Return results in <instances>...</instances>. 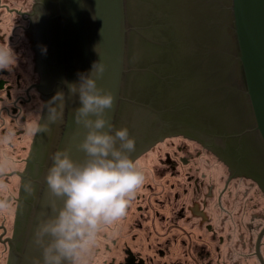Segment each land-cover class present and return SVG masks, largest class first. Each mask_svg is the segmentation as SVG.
<instances>
[{
    "label": "water",
    "instance_id": "water-1",
    "mask_svg": "<svg viewBox=\"0 0 264 264\" xmlns=\"http://www.w3.org/2000/svg\"><path fill=\"white\" fill-rule=\"evenodd\" d=\"M48 1L41 37L32 32L49 99L40 120L47 131L36 133L30 147L33 166L30 179L22 181L27 194L18 206L9 264L43 259L34 234L42 213L57 200L45 180L52 154L68 147L74 157L84 155L78 143L87 129L74 119L78 97L68 98L63 119L54 126L46 122L48 109L59 105L50 98L99 59L106 67L97 82L115 95L107 110L110 121L116 127L126 125L142 142L134 159L166 137L182 134L203 145L209 141L224 162L237 159L244 176L264 191V0L41 3ZM41 45L47 46L46 54ZM165 93L177 95L182 104L171 105L175 98ZM178 118L193 122L192 131L172 132ZM148 128L155 133H145ZM23 209L28 210L25 220Z\"/></svg>",
    "mask_w": 264,
    "mask_h": 264
},
{
    "label": "flooded vegetation",
    "instance_id": "flooded-vegetation-1",
    "mask_svg": "<svg viewBox=\"0 0 264 264\" xmlns=\"http://www.w3.org/2000/svg\"><path fill=\"white\" fill-rule=\"evenodd\" d=\"M28 1L31 9L25 12V9L18 4L0 0V43H12L19 56V63L14 70L0 72V145L5 144L13 148H15L13 142L7 141V132H26V128L18 127V121L27 122L29 119L28 114H24V106L32 102L33 108L39 107L41 95L38 91L41 90V86L39 85L40 79L36 76L39 72H28V77H25L23 69L26 66L29 68V63L31 64L32 59L34 60L30 34L33 31L34 38L39 39L41 37L39 34L40 25L43 23L47 8L51 6L49 1V3H45L46 5L40 4L39 0ZM47 4L49 5L47 6ZM36 89L38 90L35 91ZM22 90H28L31 97L29 94L24 96ZM165 95L170 100L175 98L174 103H170L171 105L175 104L178 107L182 104L180 103L181 100L177 99V95L172 96L169 93H165ZM37 96L38 99L36 100ZM153 97V95L150 96L146 102L149 103ZM7 117H9L8 120ZM9 121L11 127L7 124ZM46 122H48V118H46ZM179 122L184 123L187 127L182 128L184 124ZM192 123L178 118L176 123H173L174 130L172 132L192 131L191 126H189ZM161 125L163 128L164 126L168 127L167 124L163 125L162 123ZM176 125L180 128H176ZM149 131L150 128L146 129L145 133H155ZM195 132L198 131L195 130ZM199 132L206 131L199 128ZM17 135L20 134L17 133ZM180 135L182 134L174 136ZM3 137H6L4 143H2ZM135 140V150H139L142 142ZM207 142L204 143L205 146H200L202 148H195L197 154L201 155L202 151H204L203 153L209 151L211 156L216 157L212 145L209 141ZM189 146V144L178 146L179 155L176 151H167L165 158L162 156L158 158L157 168L140 160L145 156L140 155L136 158L143 166L145 173L149 175L151 173V176L147 175L144 184L137 190L126 216L102 230L100 240L89 257V264H242L244 262L248 264L250 259L245 249L253 247L256 254V264H264V254L260 242L255 241L254 244H251L250 241L241 239L233 241L231 233L225 236L222 233L218 235L219 231L214 221L212 209L216 204L221 209L223 208L226 217L224 222L226 223L228 220L225 211L227 210V200L226 198L225 201L223 200V195L215 198L214 182L208 184L209 180L200 174L195 175L194 173L192 175L193 167L197 163L194 162V154L192 155L191 150L189 151L195 146L191 145V148ZM159 147L160 150L164 149ZM151 149L146 151L148 152L146 155L150 154ZM3 151L0 150V153ZM3 156H0V160L2 159L0 161V264H9V241L13 237L15 220L11 226L10 235L9 215L3 206L4 201L11 202L10 199L8 200L10 173ZM219 158L221 159L220 156ZM221 161L226 166V170L235 175V177L229 176V178L237 180L240 177L237 174L244 176L241 172L243 166L238 165L237 159L230 163L224 162L222 159ZM208 162L205 163L208 164ZM195 169L199 171V166H196ZM169 172L171 177H165V174ZM182 173L183 176H181ZM244 178L247 179L248 177L244 176ZM226 180L230 179L227 178ZM186 181L188 184L185 186ZM180 189L183 190L182 193L179 192ZM21 199L13 202L15 203L13 206L16 214ZM170 206L174 216L171 215L168 221L165 213H168ZM175 206L177 208H174ZM241 210L243 211V208ZM27 211L22 210V220L26 219ZM242 211L240 212L239 209L238 213L233 214V216L237 218L236 222L243 227L242 215L244 212ZM238 216L241 217L238 218ZM180 221L184 225L179 224ZM193 224H197V226L195 227ZM201 225H204V229L199 234V239H193L192 233L195 231L194 235L198 234V226L202 227ZM176 243L175 248L178 252L173 250ZM250 252L253 253V251ZM237 254L241 255L235 256Z\"/></svg>",
    "mask_w": 264,
    "mask_h": 264
},
{
    "label": "clouds",
    "instance_id": "clouds-1",
    "mask_svg": "<svg viewBox=\"0 0 264 264\" xmlns=\"http://www.w3.org/2000/svg\"><path fill=\"white\" fill-rule=\"evenodd\" d=\"M42 53L47 46L41 45ZM97 51V48H96ZM19 63L12 43H0V72L12 71ZM105 64L94 61L88 72L78 73V81H65L50 98L59 109H48L52 123L63 119L69 97H78L74 110L76 123L87 129L78 147L83 157L76 158L68 147L52 154L45 180L57 200L49 204L36 225L34 244L42 249L43 259L34 264H89V257L100 240V233L126 216L146 173L133 158L136 140L125 125L116 127L107 110L115 95L97 82ZM32 134L47 131L39 122L30 126Z\"/></svg>",
    "mask_w": 264,
    "mask_h": 264
},
{
    "label": "rangeland",
    "instance_id": "rangeland-1",
    "mask_svg": "<svg viewBox=\"0 0 264 264\" xmlns=\"http://www.w3.org/2000/svg\"><path fill=\"white\" fill-rule=\"evenodd\" d=\"M4 1H8L11 4H13V3L18 4L19 6H21L25 9V12H28L31 9L30 8V2L28 0H17V1L16 0H4ZM18 92H20V91H18ZM37 99H38V96H37L36 100ZM39 102H40L39 106H41L44 103L42 98H39ZM24 107H25L24 108V114L27 113L29 116V119L27 122L26 121H22V122L18 121V127L26 128L27 129L26 132H24V133L23 132H21V133L20 132H7V134H6L7 141L13 140V143L16 144L15 148H13L12 146L5 145V144H3L2 146L0 145V150H2V151L4 150L3 153H5V154L8 153L12 157L17 155V157H16L17 161H22L23 156L26 157L27 154H30V147H31V144H32L33 139L35 137V134H32L29 131V128L34 123L39 122V124H40V120H41L40 112L38 109L39 107L33 108L32 102L27 104ZM8 119H9V117H7V120ZM7 124L9 125V127H11L10 121H9V123L7 122ZM17 133H19L20 135H17ZM20 137L24 138L23 143L20 142L21 141V139H19ZM5 138L3 137L2 143H4ZM17 144H18V146H17ZM23 144H26V145H23ZM182 144H185V145L189 144L190 146L191 145L195 146L194 149H189V151L191 150L192 155L194 154V156H195L194 162L197 164H200V165L196 164L193 167L192 175L194 173H195V175L200 174V176H202L206 179H211L208 182V184L211 182H214V184H215V191H214L215 198L217 199L219 196L223 195L222 196L223 200L225 201V198L227 200L226 208L228 211L227 210H225V211H226V216H228V220L226 223L224 222V221H226V217L223 213V211H224L223 208L221 209L220 207H218V204H216L212 209L213 216L215 217L214 221H215L217 229L219 231L218 235H221L220 233H222L225 236L226 234L231 233L232 237H233L232 238L233 241L241 239V240L250 241L251 244H254L255 241L260 242V244L262 246V253L264 254V191L260 188V186L256 183V181H254L251 178H247V180L245 179V182H244V180L242 181L244 183H242V182L238 183V180H235L234 178L231 179V177L229 178V176L235 177V175L231 174L229 172V170H226V168L222 164L220 158H218L217 156L216 157L211 156V154L208 150H207L208 152L203 153L204 151H202L201 155H198L197 149H195V148H198V147L202 146L203 144H201L200 142H196V140L190 139V138L185 137L183 135L166 137L164 140H162L157 145H155L153 147L154 149L153 148L151 149L149 155H146L148 152H144L143 154H141L142 156H145V157L141 158L140 160L144 161V162L146 161V162H148L149 166H151V167L154 166L155 168H157L158 167L157 162L159 161L158 158L160 156L164 157L166 155V152L167 151L170 152L171 150L173 152L174 151L178 152V155H179L180 153L178 150V146H180ZM159 146L163 147L164 149L160 150ZM202 147H200V148H202ZM157 148H159V149H157ZM13 150H15V152ZM3 153L1 152L0 156L3 155ZM207 161H209L208 164L205 163ZM196 166H199V171H196V169H195ZM6 167L8 169V165ZM10 169H12V167ZM187 169L189 170L188 166H187ZM13 171H16V170L14 169L12 171H9V173H10L9 174V177H10L9 178L10 179L9 189L10 188L18 189L21 187L22 179H21L20 175H18L17 173H14ZM147 175L151 176V173H150V175L146 174V177H148ZM183 175L184 174L182 173L181 176H183ZM165 177H171L170 172L165 174ZM227 178L230 179L231 181L225 180ZM228 181H230V182H228ZM186 184H188L187 181L184 185L186 186ZM179 192L182 193L183 190L180 189ZM11 205H13V203L9 204V206L11 209L14 210V206H11ZM240 207L243 208V211L241 210ZM174 208H177V207L175 206ZM166 209H167V207L164 209L165 212H166ZM239 209H240V212L241 211L244 212L242 215L243 227L240 226L236 222L237 218L233 216V214L236 215V213H238ZM165 214L168 217L167 220L169 221V217L171 215H173L171 212V206L168 207V213L166 212ZM240 217L241 216H238V218H240ZM14 220L16 221L15 213L9 217L10 235H11V226H12ZM179 224L184 225L181 221L179 222ZM193 225H195V227L197 226V224H193ZM201 226L202 227L198 226V230H197L199 232L198 234L194 235L195 231L192 233V236L194 237L193 239H195V238H196V240L199 239V236H200L199 234H201L202 230L204 229V225H201ZM223 226H224V228H223ZM258 233L262 234V237H260V240H259V237H257ZM180 235H181V233H180ZM242 236H244V237H242ZM176 245H177V243L173 247V250L175 252H178L177 249L175 248ZM237 250H240V248H237ZM179 251H180V248H179ZM245 251H247V254H248L247 256H249V259H250L248 264H256L257 261L255 259L256 254L254 253V247L251 249L247 248V249H245ZM250 251H253V253H251ZM239 255H241V254H237L235 256H239ZM263 260H264V258H263ZM242 264H246V263L244 262Z\"/></svg>",
    "mask_w": 264,
    "mask_h": 264
},
{
    "label": "bare ground",
    "instance_id": "bare-ground-1",
    "mask_svg": "<svg viewBox=\"0 0 264 264\" xmlns=\"http://www.w3.org/2000/svg\"><path fill=\"white\" fill-rule=\"evenodd\" d=\"M41 1L42 0H39V3H41ZM32 32L30 34L31 35V38H32ZM32 47H33V50H34V52H33L34 53V55H33L34 60L32 59L31 64L29 63V68L26 66V68L23 69V74L25 75V77H28V72H34V73H38L39 72L36 76H37V78L39 77V79H40L39 80V85L41 86V90L38 91V92L41 95V98L44 101V103L41 106H39L38 109H39V112H41L40 113V116H42V112L44 110L45 105L47 104L46 107H48L49 99H48L47 91H46L45 84H44L43 69H42V66H41L39 57H38V55L36 53V50H35L33 38H32ZM32 51L30 52V54L32 53ZM28 55H29V52H28ZM37 90L38 89H36L35 91H37ZM22 93H23L24 96H27L29 94L28 90H22ZM30 97H31V95H30ZM20 139H21L20 142L23 143L24 142L23 141L24 138L20 137ZM11 142H13V140H11ZM13 144H14V147H16V144L15 143H13ZM23 145H26V144H23ZM17 146H18V144H17ZM13 151L15 152V150H13ZM3 155H4L3 158H4L5 165L6 166L8 165V171H12V170L15 169L16 171H13V172L14 173H17L18 175H20L22 181H23V179H24L25 176H26V180H29L30 179V173H31V169H32L33 163L30 164L28 162L29 157H30L29 154H27L26 157L23 156L22 157L23 158L22 161H17L16 160L17 155L16 156H13V157L10 156L8 153L7 154L3 153ZM30 159H31V157H30ZM11 167H12V169H10ZM225 168H226V166H225ZM237 175L240 176L239 178H237L238 183L239 182L241 183L243 180L245 182V178H244L243 175H240V174H237ZM208 180L210 181L211 179H208ZM244 182H242V183H244ZM25 189H27V187L24 186V188L22 190V183H21V187L18 188V189H15V188H10L9 189V193H8L9 198H8V196H7V198H8V200L10 199L11 202L10 203L9 202L7 203L6 201L3 202L4 209L7 210L9 217L12 216V214L15 213L14 210L10 208L9 204H11L13 202H16V201H19L21 198H24L25 195L27 194V193H25ZM14 204L15 203H13V205ZM13 205H11V206H13ZM15 218H16V213H15ZM258 236H259V233L257 234V237Z\"/></svg>",
    "mask_w": 264,
    "mask_h": 264
}]
</instances>
